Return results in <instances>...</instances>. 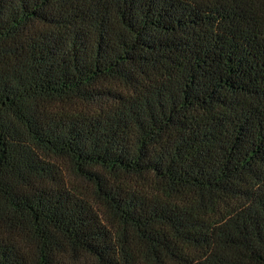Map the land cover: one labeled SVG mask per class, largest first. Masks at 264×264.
<instances>
[{"label": "trees", "instance_id": "trees-1", "mask_svg": "<svg viewBox=\"0 0 264 264\" xmlns=\"http://www.w3.org/2000/svg\"><path fill=\"white\" fill-rule=\"evenodd\" d=\"M0 264H264V0H0Z\"/></svg>", "mask_w": 264, "mask_h": 264}]
</instances>
